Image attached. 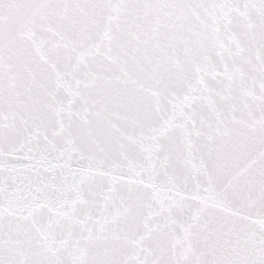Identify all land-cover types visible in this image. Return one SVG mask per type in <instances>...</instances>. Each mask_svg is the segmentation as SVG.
<instances>
[{"label": "snow or ice", "instance_id": "obj_1", "mask_svg": "<svg viewBox=\"0 0 264 264\" xmlns=\"http://www.w3.org/2000/svg\"><path fill=\"white\" fill-rule=\"evenodd\" d=\"M0 264H264V0H0Z\"/></svg>", "mask_w": 264, "mask_h": 264}]
</instances>
